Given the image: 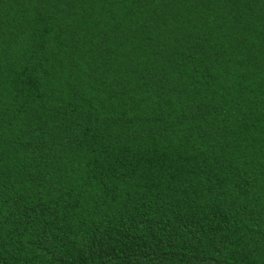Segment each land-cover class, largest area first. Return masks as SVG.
<instances>
[{
  "label": "trees",
  "instance_id": "obj_1",
  "mask_svg": "<svg viewBox=\"0 0 264 264\" xmlns=\"http://www.w3.org/2000/svg\"><path fill=\"white\" fill-rule=\"evenodd\" d=\"M0 264H264V0H0Z\"/></svg>",
  "mask_w": 264,
  "mask_h": 264
}]
</instances>
